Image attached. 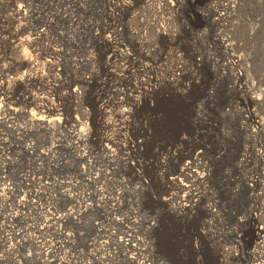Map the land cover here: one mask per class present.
<instances>
[{
  "label": "rangeland",
  "instance_id": "obj_1",
  "mask_svg": "<svg viewBox=\"0 0 264 264\" xmlns=\"http://www.w3.org/2000/svg\"><path fill=\"white\" fill-rule=\"evenodd\" d=\"M0 37V264H264V0H0Z\"/></svg>",
  "mask_w": 264,
  "mask_h": 264
},
{
  "label": "bare ground",
  "instance_id": "obj_2",
  "mask_svg": "<svg viewBox=\"0 0 264 264\" xmlns=\"http://www.w3.org/2000/svg\"><path fill=\"white\" fill-rule=\"evenodd\" d=\"M25 1V0H24ZM75 2H76V4H78V0H74ZM219 1V0H218ZM28 2V1H27ZM26 2V3H27ZM122 5V7H124V6H126V4H121ZM17 7H15L16 8V10L15 11H17L18 13H20L21 11H22V9H23V7H22V4H20V5H16ZM26 6V5H25ZM25 9V8H24ZM77 16V15H76ZM73 21H75L76 23L78 22V20H77V17H75V16H73L72 18H71ZM46 25H48V22L46 23ZM26 28V27H25ZM19 29V28H18ZM21 29V28H20ZM23 29H24V27H23ZM17 30V29H16ZM75 30V29H74ZM23 31V30H22ZM38 31V30H37ZM128 33L129 34H131V35H133L134 36V40H133V43L135 44V46H137L138 44H139V40L136 42V40H135V33L133 32V28H132V26L130 27H128ZM16 32V31H15ZM19 32V31H18ZM115 32V28H113L112 29V33H114ZM38 33V32H37ZM12 34V33H11ZM10 34V35H11ZM39 34H42V33H39ZM19 35V34H18ZM5 37V36H4ZM7 37V36H6ZM1 38V37H0ZM9 38V37H8ZM10 39H11V37H10ZM16 39V38H15ZM19 39V38H18ZM106 39H108V38H106ZM1 40V39H0ZM13 40V39H12ZM28 40V39H27ZM26 40V41H27ZM16 42H17V40H16ZM15 42V43H16ZM11 43H12V41H11ZM18 44H19V48H20V44H22L23 45V43H25V42H23V39H20V41L19 42H17ZM12 45V44H11ZM32 45H34V44H32ZM15 46V45H14ZM15 48V47H14ZM19 51H20V49H18ZM16 51H17V49H16ZM20 56L22 57V60L26 63V64H31L32 63V61L30 60L31 58H29V52L26 50V47L25 48H22L21 49V51H20ZM22 61V62H23ZM23 62V63H24ZM35 63V62H34ZM25 64V65H26ZM33 64V63H32ZM34 66V65H33ZM32 66V67H33ZM2 71V70H1ZM4 71V70H3ZM42 71V70H41ZM44 72V71H43ZM2 73V72H1ZM27 73V72H26ZM38 73V72H37ZM36 73V74H37ZM24 74V73H23ZM9 75V74H8ZM5 76H6V74H5ZM0 77L3 79L4 78V76H2V74H0ZM7 78V77H6ZM26 78H44V75L42 74V73H39V74H37L35 77H32V76H30L29 75V73L28 74H24V79H26ZM80 78H85V77H82V76H80ZM1 79V80H2ZM5 79V78H4ZM8 79V78H7ZM14 79H16V78H14ZM11 80V79H10ZM10 80H6V82H7V84L8 83H10ZM170 80L171 81H173L174 80V78H170ZM5 82V81H4ZM3 82V83H4ZM2 83V82H1ZM2 83V84H3ZM5 85V84H4ZM136 85V84H135ZM134 85V86H135ZM7 86H9V85H7ZM4 87V86H3ZM143 87V86H142ZM1 88H2V85H1ZM4 89V88H3ZM140 89V88H139ZM155 89V87H153V86H149V87H143V90H142V93H144V94H149V91H153ZM132 90V89H131ZM136 90V89H135ZM134 90V91H135ZM140 91V90H139ZM0 92H2V91H0ZM6 93H7V91H5ZM4 93V92H3ZM2 93V94H3ZM75 94H76V92H75ZM133 94V93H132ZM131 93L130 94H127L124 98L122 97V99L118 102V106H120V108L118 107V110H117V112H118V115H119V119L121 118V122L120 123H122V126H121V130L124 132V131H126L127 130V128H128V126H129V121L131 120L130 119V117H132V115H134L135 113H133L134 112V110L136 109V110H138L139 108H140V105H141V99H138L136 96H134L133 97V95H132ZM140 97V96H139ZM36 98V97H35ZM127 102H129L130 104H131V106H126V103ZM105 111V110H104ZM113 112V111H112ZM43 114V113H42ZM117 114V113H116ZM115 114V115H116ZM83 116V115H82ZM118 117V116H117ZM1 118H3V116L1 117ZM5 118V117H4ZM116 118V117H115ZM37 119H38V122L39 123H44V121H46V117H44L43 115L41 116H39V117H37ZM74 121H75V123H76V126L77 125H80L81 124V119L79 118V117H76L75 119H74ZM119 121V120H118ZM118 124V123H117ZM119 125V124H118ZM75 128V127H74ZM119 128V127H118ZM77 130V129H76ZM79 130V129H78ZM73 131V130H72ZM75 135H77L78 136V138L79 139H83L82 137H80L79 135H78V133H75ZM74 135V136H75ZM107 138V137H106ZM110 139H112V138H110ZM111 141H113V140H111ZM110 141V142H111ZM106 142V141H105ZM118 144V143H117ZM264 144V143H263ZM108 145H111V144H108ZM116 145V144H115ZM108 147V146H107ZM113 147V146H112ZM111 149V148H110ZM108 150V149H107ZM132 150V149H131ZM108 151H110V150H108ZM112 151V150H111ZM263 153V152H262ZM198 154H199V152H198ZM201 154V153H200ZM264 155V154H263ZM200 155H197L196 154V157L198 158ZM194 158V160H196L197 158ZM190 163L188 162L187 163V165H185V166H183V167H181V168H179V170H177V174L174 176V177H172V179H173V181H172V184H174V185H176V187H180V188H184V187H186L187 185H186V183H184V182H182L185 178H187V177H189V172H187L186 170H189L190 169V165H189ZM197 174L199 175L200 173L199 172H197ZM199 177H201L200 175H199ZM89 203V202H88ZM81 208V207H80ZM112 208H114V207H112ZM62 216H61V214H59L58 215V218H61ZM43 227V226H42ZM262 231H260L259 232V235H258V238H260V240H259V244L260 245H264V230L263 229H261ZM122 240H125V238L124 239H122ZM124 243H125V241H124ZM126 244V243H125ZM130 245V244H129Z\"/></svg>",
  "mask_w": 264,
  "mask_h": 264
}]
</instances>
